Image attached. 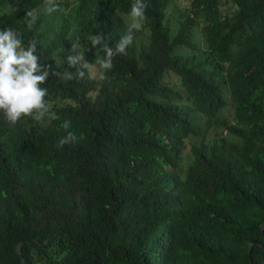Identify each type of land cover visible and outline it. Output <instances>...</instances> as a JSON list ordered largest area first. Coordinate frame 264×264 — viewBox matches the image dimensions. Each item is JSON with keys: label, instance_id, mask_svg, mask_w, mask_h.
I'll list each match as a JSON object with an SVG mask.
<instances>
[{"label": "trees", "instance_id": "trees-1", "mask_svg": "<svg viewBox=\"0 0 264 264\" xmlns=\"http://www.w3.org/2000/svg\"><path fill=\"white\" fill-rule=\"evenodd\" d=\"M174 1L145 0L106 79L50 76L56 119L0 115V264H264V0ZM133 2L0 0V30L74 73Z\"/></svg>", "mask_w": 264, "mask_h": 264}, {"label": "clouds", "instance_id": "clouds-1", "mask_svg": "<svg viewBox=\"0 0 264 264\" xmlns=\"http://www.w3.org/2000/svg\"><path fill=\"white\" fill-rule=\"evenodd\" d=\"M44 3V11L48 14L59 9L57 0H44ZM146 9L145 0H134L128 13L132 23L114 47H109L102 33L88 36L92 48L96 50L95 64L85 61L84 52L88 49L80 51L77 37L72 42L70 54L67 56V65L69 68H75L74 73H60L53 71L51 65L40 64L34 39L29 40L27 47H24L18 31L11 28L0 30V115L13 125L22 117H31L36 122H43L45 118L56 119V113L50 110V105L45 100L48 90L42 85L46 84L50 76L67 81L82 80L86 75L85 70H95L98 79H106V73L113 68V58L126 53L134 39L133 30H139L147 20ZM26 15L32 17L27 23V27L31 29L35 18L32 12H27ZM62 127L67 135L59 140L57 147L77 139L75 133L69 131L70 120H65Z\"/></svg>", "mask_w": 264, "mask_h": 264}, {"label": "rangeland", "instance_id": "rangeland-1", "mask_svg": "<svg viewBox=\"0 0 264 264\" xmlns=\"http://www.w3.org/2000/svg\"><path fill=\"white\" fill-rule=\"evenodd\" d=\"M180 3H181L180 0H175V1H174V5H178V4H180ZM177 7L182 8V6H177ZM48 21H49V25H48L47 27H44V28H49V27L52 26V24H53V20H48ZM42 29H43V28H41V30H42ZM48 33H50V34L47 35V37H48V39H50V38L53 36V33L50 32V31H46V34H48Z\"/></svg>", "mask_w": 264, "mask_h": 264}, {"label": "water", "instance_id": "water-1", "mask_svg": "<svg viewBox=\"0 0 264 264\" xmlns=\"http://www.w3.org/2000/svg\"><path fill=\"white\" fill-rule=\"evenodd\" d=\"M261 228H262V226H261ZM250 248V245H249V247H248V249Z\"/></svg>", "mask_w": 264, "mask_h": 264}]
</instances>
